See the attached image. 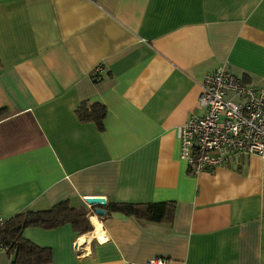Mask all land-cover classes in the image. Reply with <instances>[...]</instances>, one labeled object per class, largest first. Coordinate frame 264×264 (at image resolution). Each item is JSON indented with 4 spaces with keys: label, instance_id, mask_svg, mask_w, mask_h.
I'll use <instances>...</instances> for the list:
<instances>
[{
    "label": "crops",
    "instance_id": "1",
    "mask_svg": "<svg viewBox=\"0 0 264 264\" xmlns=\"http://www.w3.org/2000/svg\"><path fill=\"white\" fill-rule=\"evenodd\" d=\"M222 66L264 87V0H0V213L172 203L164 220L24 235L54 264H264V157L199 173L181 157L177 127L204 113L202 79ZM84 102L106 106L104 129Z\"/></svg>",
    "mask_w": 264,
    "mask_h": 264
},
{
    "label": "built area",
    "instance_id": "2",
    "mask_svg": "<svg viewBox=\"0 0 264 264\" xmlns=\"http://www.w3.org/2000/svg\"><path fill=\"white\" fill-rule=\"evenodd\" d=\"M230 92L239 100L229 98ZM199 102L204 113L190 115L177 127L181 157L193 173L225 166L241 154L264 157V87L248 84L222 66L204 75ZM9 218L0 213V228ZM80 245L78 241L77 250ZM1 249H7L2 241ZM151 264L168 261L156 258Z\"/></svg>",
    "mask_w": 264,
    "mask_h": 264
},
{
    "label": "trees",
    "instance_id": "3",
    "mask_svg": "<svg viewBox=\"0 0 264 264\" xmlns=\"http://www.w3.org/2000/svg\"><path fill=\"white\" fill-rule=\"evenodd\" d=\"M78 113L83 120H94L99 128L104 129V118L107 108L101 102L82 103ZM97 206L86 204L74 206L70 201H62L46 210L26 211L13 215L0 228V241L7 247L9 254L14 255L13 264H54L53 250L39 245L26 238L24 231L28 227L54 229L71 224L75 232L85 234L93 230L90 215H95ZM105 211L101 216L121 213L136 218L164 220L171 216L174 204L158 203H120L109 201L102 206Z\"/></svg>",
    "mask_w": 264,
    "mask_h": 264
},
{
    "label": "water",
    "instance_id": "4",
    "mask_svg": "<svg viewBox=\"0 0 264 264\" xmlns=\"http://www.w3.org/2000/svg\"><path fill=\"white\" fill-rule=\"evenodd\" d=\"M87 202L93 207L97 206L96 213L97 215H102L105 211L102 209V206L106 204V200L98 197H92L87 200Z\"/></svg>",
    "mask_w": 264,
    "mask_h": 264
},
{
    "label": "bare ground",
    "instance_id": "5",
    "mask_svg": "<svg viewBox=\"0 0 264 264\" xmlns=\"http://www.w3.org/2000/svg\"><path fill=\"white\" fill-rule=\"evenodd\" d=\"M93 222H94V221H93ZM96 226H97V225H96ZM99 226H100V225H99ZM98 234H99V235H103L102 233H99V232H98ZM83 238H84V237H83ZM84 240H85V239H84Z\"/></svg>",
    "mask_w": 264,
    "mask_h": 264
}]
</instances>
